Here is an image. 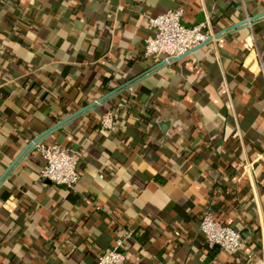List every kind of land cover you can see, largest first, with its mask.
I'll list each match as a JSON object with an SVG mask.
<instances>
[{"label": "crops", "instance_id": "0c3cea01", "mask_svg": "<svg viewBox=\"0 0 264 264\" xmlns=\"http://www.w3.org/2000/svg\"><path fill=\"white\" fill-rule=\"evenodd\" d=\"M180 7L214 37L146 57L147 18ZM35 141L79 153L74 189ZM207 209L242 251L206 246ZM117 239L126 264H264V0H4L0 264H96Z\"/></svg>", "mask_w": 264, "mask_h": 264}, {"label": "built area", "instance_id": "2783aa9c", "mask_svg": "<svg viewBox=\"0 0 264 264\" xmlns=\"http://www.w3.org/2000/svg\"><path fill=\"white\" fill-rule=\"evenodd\" d=\"M183 15L184 9L180 7L147 18L146 25L152 34L145 40L146 57H156L163 63H171L214 37L208 22L189 26L183 23ZM118 117L119 113L115 110L105 112L99 120L100 127L113 130ZM32 145L44 160L41 177L56 185L74 189L80 180V172L78 160L71 151L56 143L35 141ZM200 229L206 244L211 248L218 246L232 253L243 249L244 241L240 232L218 219L210 209L204 212ZM175 234L180 233L176 231ZM123 246L124 239H117L113 247L98 255L97 264H125L126 257L121 250Z\"/></svg>", "mask_w": 264, "mask_h": 264}, {"label": "trees", "instance_id": "16d2710c", "mask_svg": "<svg viewBox=\"0 0 264 264\" xmlns=\"http://www.w3.org/2000/svg\"><path fill=\"white\" fill-rule=\"evenodd\" d=\"M3 3H4V0L0 3V7L3 5ZM112 110H115L116 112H118L119 113V117H118V119H117V121H116V125H115V128L113 129V130H105V129H102L100 126H99V128H101L100 130L101 131H104V132H106V131H108V132H111V133H113V134H116V135H119L120 133H121V131H123L124 129H125V127H126V124H125V119H124V117L120 114V109H119V107H117L116 109H114V108H112ZM70 151H71V153L73 154V156L78 160V163H79V153H77V151H74V150H71L70 149ZM129 234L132 236V234H133V232L131 231V232H129ZM206 246H207V244H206ZM208 247V246H207ZM244 248V247H243ZM210 249V248H209ZM211 251H212V249H210ZM101 253V252H100ZM99 253V254H100ZM99 254H97V256H96V260H95V263L97 264V257H98V255ZM124 254H125V252H124ZM125 257H126V254H125ZM126 262H127V257H126ZM126 262H125V264H126Z\"/></svg>", "mask_w": 264, "mask_h": 264}, {"label": "water", "instance_id": "95a60500", "mask_svg": "<svg viewBox=\"0 0 264 264\" xmlns=\"http://www.w3.org/2000/svg\"><path fill=\"white\" fill-rule=\"evenodd\" d=\"M198 48H199V47H198ZM196 49H197V48H196ZM196 49H194V50H196ZM194 50H192V51H194ZM192 51H190L189 53H191ZM189 53H187L186 55H188ZM186 55L180 57L179 59L185 57ZM162 125H163V128L165 129V128L168 126V123H167V122H166V123H162Z\"/></svg>", "mask_w": 264, "mask_h": 264}]
</instances>
